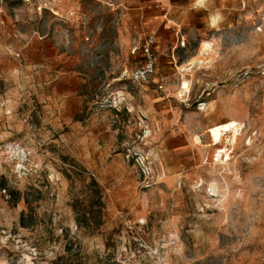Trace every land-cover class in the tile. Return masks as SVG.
Segmentation results:
<instances>
[{"label":"rangeland","instance_id":"374dc122","mask_svg":"<svg viewBox=\"0 0 264 264\" xmlns=\"http://www.w3.org/2000/svg\"><path fill=\"white\" fill-rule=\"evenodd\" d=\"M58 2H0V264H264V0Z\"/></svg>","mask_w":264,"mask_h":264},{"label":"built area","instance_id":"2783aa9c","mask_svg":"<svg viewBox=\"0 0 264 264\" xmlns=\"http://www.w3.org/2000/svg\"><path fill=\"white\" fill-rule=\"evenodd\" d=\"M24 5L31 7L33 11L40 15L45 11H50L56 19L59 21H65V17L60 13L58 8L57 0H21ZM0 2H4V0H0ZM68 15L70 17H76L77 12H69ZM154 44L153 36H149L143 44H137L134 46L132 53L136 54L138 52L143 53L146 62L143 66L139 67L132 75V78L136 82L140 83H148L151 76L155 72L156 68V57L154 56L152 46ZM184 46V43L182 44ZM5 148L6 151L13 152L18 159L20 166L25 167L29 164V152L26 148L22 147L19 144L11 143L5 146L0 147V149Z\"/></svg>","mask_w":264,"mask_h":264},{"label":"crops","instance_id":"0c3cea01","mask_svg":"<svg viewBox=\"0 0 264 264\" xmlns=\"http://www.w3.org/2000/svg\"><path fill=\"white\" fill-rule=\"evenodd\" d=\"M132 2H138L141 3L142 0H131ZM145 4L151 3L152 0H144ZM57 4H58V8H59V2L57 0ZM142 11V10H141ZM145 17H147V19H145ZM136 21V25L138 26V31L141 32L142 34H147L148 36H153L155 35L156 31L158 30L159 27V21L158 19H154L152 17H150V15L148 13H146L145 9L140 12L138 19L135 20ZM145 21V24H144ZM147 36V37H148ZM23 37L28 39V42H23V46L27 45L28 50L29 49H33L35 48L38 52V57H39V64L38 66L41 67V32H28L26 33V35L23 34ZM147 37H145L144 39L146 40ZM65 62H68V64H70V66H73V68H76V62L75 61H65L63 59H58L56 61L53 62V66L55 68H60L62 64H65ZM60 69H65V67L60 68ZM63 71H57V75L53 76L52 80L49 81L48 84L52 85V99L55 101H64L61 105H59V107H63L64 105L67 104V102H69L70 100H72L70 98V95L72 94L71 92H68L67 90H65L62 85L65 83V78L67 76V72H63ZM38 82L40 83L39 85H41V76H38ZM46 84V81H44Z\"/></svg>","mask_w":264,"mask_h":264},{"label":"bare ground","instance_id":"6f19581e","mask_svg":"<svg viewBox=\"0 0 264 264\" xmlns=\"http://www.w3.org/2000/svg\"><path fill=\"white\" fill-rule=\"evenodd\" d=\"M203 49L206 50V51H207L208 49H210V44H209L208 42H205V43L203 44ZM187 89H188V83L185 81V82L183 83V87L181 88L180 95H181V94L184 95L185 92H188Z\"/></svg>","mask_w":264,"mask_h":264}]
</instances>
